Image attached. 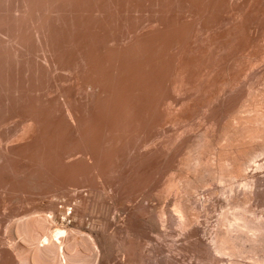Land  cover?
Returning a JSON list of instances; mask_svg holds the SVG:
<instances>
[{"label": "bare ground", "instance_id": "bare-ground-1", "mask_svg": "<svg viewBox=\"0 0 264 264\" xmlns=\"http://www.w3.org/2000/svg\"><path fill=\"white\" fill-rule=\"evenodd\" d=\"M25 3L0 19V195L50 199L0 264H264V72L236 67L264 0Z\"/></svg>", "mask_w": 264, "mask_h": 264}, {"label": "rangeland", "instance_id": "rangeland-1", "mask_svg": "<svg viewBox=\"0 0 264 264\" xmlns=\"http://www.w3.org/2000/svg\"><path fill=\"white\" fill-rule=\"evenodd\" d=\"M23 1L20 2V0H0V19H2V18L6 19L7 18L8 20H14L15 19V15H16L18 17V18H16L17 21H19L18 19H22V20L26 19L27 21L28 20L31 21L32 18L29 19L30 16L26 17V14H25L26 12L23 11V14H25V15L22 14V10L25 9L23 4L26 2L25 6L27 5V0L26 1L23 0ZM20 4L22 6H20ZM13 5L15 6V8H14ZM18 5H19V7H18ZM11 7H13V8H11ZM9 8H11V10H9L10 14L8 13V9ZM16 8L17 9L20 8L19 10L21 12L19 10H16ZM13 9L16 10V11H19V13L15 12ZM5 11L7 13H4ZM17 13L21 14L22 18ZM7 14H9V15H7ZM11 14H12V16H11ZM130 14L132 15L131 17H133V16L137 17L139 15L138 13H135V15H133L132 13H130ZM34 15H35V17H33V19L38 17V15L36 13ZM5 16H6V18H5ZM10 16L12 17V19H9ZM35 20H33V21H35ZM36 22H37V20H36ZM263 52H264V37L262 38V40L259 43V46L256 49H252V50L248 51L237 62L236 67L241 72V80H242L243 83L249 84L251 82L256 81L254 76L251 75V73L253 71L257 70V71H260V72H264V56L262 55ZM252 68H254V69H252ZM261 81H263V80H260V81L258 80L256 83H259L260 86H261V84L263 85V82H261ZM259 84H258V86H259ZM14 121H13V123L11 122L10 125H6L5 128H3V131H4L3 133H5L8 129H9L8 132H10L11 130H12V132L13 131L16 132L17 129H18L17 131H21L22 130L21 127L23 125H21L19 120L18 121L14 120ZM19 123H20L21 126L19 125ZM257 171L259 173L264 174V167L258 169ZM28 174H29V177L33 178V175L30 172ZM28 187H29L28 191L26 190V192L25 191L21 192V191H17V190H14L15 192L11 191V193H9L10 192L9 191V192H7V194L5 192L4 195H3V198H5V200H3L2 195H0V197H1L0 198L1 199L0 200L1 201L0 202L1 203L0 204L1 205L0 206V208H1L0 209V234H1V237H4V238H7L8 240L9 239L11 240V238H10L11 235L10 234L13 235L14 229H15L14 226H13L14 225V221L16 219L15 217H17L18 214H20L21 212H23V213L28 212L29 213V212H33L34 209H36L37 211L41 210V206H42L43 209H45L47 207L48 199H50V197H45V195L42 193L41 190H39L37 188L34 189L35 187H33L32 185L28 186ZM30 187H32V188H30ZM69 188H70V190L74 189L73 187H69ZM201 190L202 191L206 190V187H202ZM54 194L59 199L61 198L60 200H63V201H65L69 196H71V193H69V192H65V193H62V194H59V193L55 192ZM204 195H205V192L193 191L192 194H191V197L193 199H196L197 196H204ZM71 197H73V196H71ZM37 203H38V205H36ZM36 206H37V208H38V206H40L39 207L40 209L39 208L38 209L35 208ZM255 208H256L257 211L262 212L264 207L263 206H259L257 208V206H255ZM222 210H223V212H226V211L232 212L233 211L232 209H230V206H227V207H225L223 209L217 208L216 210H212L210 212L212 220H216L218 218L219 214L222 215V213H219V212H222ZM47 211H48V209H46L44 212H47ZM71 211H72V209H70L68 212L71 213ZM200 215H201L200 219H202V220H206L207 219V215H206L205 211H203V209H202V211H200ZM53 229H55V227Z\"/></svg>", "mask_w": 264, "mask_h": 264}]
</instances>
